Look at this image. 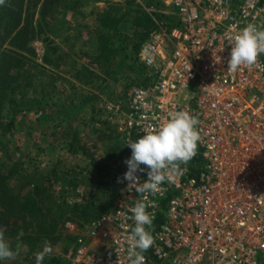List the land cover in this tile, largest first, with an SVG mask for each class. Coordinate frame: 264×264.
I'll return each instance as SVG.
<instances>
[{
    "label": "built area",
    "instance_id": "obj_1",
    "mask_svg": "<svg viewBox=\"0 0 264 264\" xmlns=\"http://www.w3.org/2000/svg\"><path fill=\"white\" fill-rule=\"evenodd\" d=\"M162 1L175 11L176 25L149 35L138 54L146 78L120 103L104 106L125 147L113 160L114 208L82 226L66 221L72 241L60 259L129 264L126 237L134 220L127 217L142 194L123 179L132 155L127 144L187 111L199 119L197 154L180 165L174 182L148 193L154 220L146 229L154 242L143 253L145 264H264V54L252 67L227 72L229 37L249 24L264 30V0ZM140 167L143 183L149 169Z\"/></svg>",
    "mask_w": 264,
    "mask_h": 264
},
{
    "label": "rangeland",
    "instance_id": "obj_2",
    "mask_svg": "<svg viewBox=\"0 0 264 264\" xmlns=\"http://www.w3.org/2000/svg\"><path fill=\"white\" fill-rule=\"evenodd\" d=\"M60 1L53 3L48 11L42 10L44 0L26 1L35 37L30 43L32 52L20 53L26 61L25 69L30 71L26 75L33 79H29V85L25 79H18L23 83L17 89L19 95L24 93L26 99H31L30 107L17 114L12 131L5 134L3 128L12 120V113L4 103L0 109V173L12 172V192L21 196L35 194L37 185L41 191L37 197L42 209L38 212V220L23 221L10 213H2L0 220L4 221L0 223V231L6 233L5 238L13 249L18 241L24 247L15 260H0V264H30L36 260L35 254L42 251L45 241L53 248L50 256L60 258L64 253L72 241V235L64 228V220L70 216L58 221L51 209L64 202L83 203L102 196L92 173V159L105 160L111 147L117 143L123 145V140L120 137L117 140L99 139L98 129L105 126L100 121L104 118L101 107L120 103L126 91L144 79L145 72L139 65L135 47L141 45L145 35L161 29L170 30L176 16L162 0H133L130 4L127 2L131 0L118 4L93 0L98 16L84 18L89 9L78 6L65 12ZM63 1L71 4L75 0ZM109 14L125 15L127 24L119 25L118 32L113 31L101 40L98 28L102 17ZM125 26L135 32L131 33ZM119 36L124 42L125 64L110 75L93 59L99 55L98 49L105 56L113 51L110 69L115 71L120 63ZM46 38L65 52V61L58 68L43 63ZM104 48L107 51H103ZM83 66L89 67L90 75L86 79H77L75 75ZM70 131L76 132L87 150L86 155L70 150ZM2 211L0 208V213ZM73 218L78 224L80 218ZM21 231L23 235H30L35 246L33 251L22 240L23 236H19ZM40 235L47 237L46 240H39Z\"/></svg>",
    "mask_w": 264,
    "mask_h": 264
},
{
    "label": "trees",
    "instance_id": "obj_3",
    "mask_svg": "<svg viewBox=\"0 0 264 264\" xmlns=\"http://www.w3.org/2000/svg\"><path fill=\"white\" fill-rule=\"evenodd\" d=\"M26 1L27 0H5L4 4L0 5V80L4 79V82H0V109L1 105L4 103V105H7L8 110L12 113V120L6 127L4 126L3 134L12 131V126L16 120L17 114L28 109L31 102V99H26L27 97L24 93L19 95V91L17 89V86L23 83L22 81L20 83V80L18 79H25L27 81L26 85L31 83V80L29 79H33L32 76L26 75L29 74L30 71L25 69L26 61L23 60L24 55L20 53L32 52L30 43L35 37V28L31 22L30 15L28 16L29 8ZM58 1L59 0H44L42 10H50V7L53 5V3ZM131 2H133V0L127 2V4H130ZM60 4L65 12L71 11L73 8L78 6H81L85 10L89 9V13L86 15L84 14L83 18L89 15L98 16L93 0H75L71 4H67L65 1L61 0ZM124 18L125 15L121 17L112 14L106 16L104 15L102 17V24L98 28V36L100 35L99 39L104 40L109 34H111V32H118L119 25L123 26L127 24V22H124ZM174 18V25H176L177 16ZM125 28L131 33L135 32L131 30L129 26H125ZM148 37L149 34L147 36L145 35L144 41ZM118 40V54L120 56V63L116 67L115 71L110 69L112 66L111 58L113 56V51H110V53H107L105 56L100 51L101 49H98L99 55L93 59L97 65L99 64V66L104 68L105 72L110 75L118 72L125 64V56L123 54L124 42L121 40L120 36ZM44 42H46L45 51L43 52L42 57L44 65L58 68L60 65H62V62L65 61V52H63L61 47L51 39L46 38L44 39ZM141 45L138 44V46L135 47L137 59ZM103 51H107V49L104 48ZM139 65L145 72V79L147 75L146 69L140 63ZM90 72L91 70L89 67L83 66L77 71L75 76L77 79H86L87 76L90 75ZM144 79H142L140 82H143ZM103 113L104 107H101V115ZM97 114L98 118L100 119V110L97 111ZM100 121L105 126L103 128L99 127L98 129L99 139L105 140L115 138V140H117V137H120L118 129L113 123L107 121V119H104L103 117ZM70 139L71 143L69 146L72 152L81 153L83 155L87 154L85 146L82 144L75 131H70ZM124 152L125 147L123 145L119 146L117 143L111 147V150L109 151L105 160L101 161L95 160L94 158L92 159V173L97 180L99 192L102 194V196L97 199H89L83 203L64 202L57 207H53L51 210L56 216H58V221H63L65 216H70L64 220L65 224L66 221H75L76 218L73 217L78 216L80 219H78L77 223L82 226L85 223L109 213L114 208V203L117 196V188L111 177L113 160L117 154ZM11 174L12 172L9 174L0 173V208L3 209V211L0 213V217L4 212L7 214L10 213L13 216H17V218L23 221L34 218L38 220V212L40 213L42 209L39 205L40 200L37 196L41 191L36 185L35 194L28 193L23 196H21L19 193L15 194L12 192V187L10 185V178L12 176ZM2 221L4 220L1 219L0 223H2ZM6 222H9V218H6ZM46 235L48 236V233H46ZM45 238L41 237V235L39 236V240H46ZM22 240H25L31 251L35 249V246L31 242L30 235H23ZM17 243H20V241ZM30 264H37V262L34 260ZM41 264H62V261L58 257L46 255Z\"/></svg>",
    "mask_w": 264,
    "mask_h": 264
},
{
    "label": "clouds",
    "instance_id": "obj_4",
    "mask_svg": "<svg viewBox=\"0 0 264 264\" xmlns=\"http://www.w3.org/2000/svg\"><path fill=\"white\" fill-rule=\"evenodd\" d=\"M5 0H0L3 5ZM232 45L231 56L228 60L227 72L235 73L243 67H252L257 64L258 57L264 54V30L249 24L234 36L229 37ZM198 117H194L187 111H176L164 120L158 128L148 127L144 130L146 135L136 142L129 141L127 146L132 149V155L125 161L128 171L123 179L129 181L128 189H135L142 198L137 200L135 206L130 209L132 213L127 219L134 220L126 240L128 244L127 259L129 264H145L143 253L153 245V236L146 229L152 228L154 217L146 211L151 206L148 201V193L156 194L160 185L166 180L174 182L175 174L179 172L181 164H187L195 157L198 150V142L201 139L197 129ZM145 165L149 171L146 181L139 180L136 173L144 172L141 168ZM122 182V181H118ZM128 231L126 225H121ZM23 236V231L19 233ZM24 247L17 243L13 249L11 243L0 231V260H15ZM53 248L50 242L45 241L42 251L37 252L36 262L41 264L46 255L51 254Z\"/></svg>",
    "mask_w": 264,
    "mask_h": 264
}]
</instances>
